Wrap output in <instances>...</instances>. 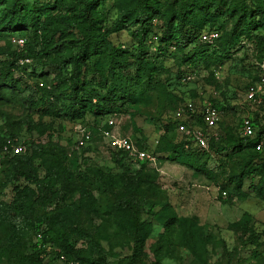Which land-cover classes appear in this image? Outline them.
<instances>
[{"label": "trees", "instance_id": "trees-1", "mask_svg": "<svg viewBox=\"0 0 264 264\" xmlns=\"http://www.w3.org/2000/svg\"><path fill=\"white\" fill-rule=\"evenodd\" d=\"M62 2L63 0H55L54 3L51 0H0V6H4L0 13V40L6 39L14 31L25 33L27 38L25 45L16 49L0 46V87L11 92H24L28 89L31 84L29 80L17 74L26 67V59L42 62L43 58H48L45 66L50 65L51 60L58 68L63 65L70 66L69 76L65 81L69 82L67 96L57 99L54 97V87L62 80L59 79L60 76L56 77L57 84L53 86L51 82L52 85L48 87L47 82L40 79L44 76L40 75L34 81V95L31 94L27 99L32 110L28 129L36 130L40 134L49 132L48 147L34 144L30 152L14 155L3 153L5 140L19 137L13 129L16 122L0 108V118L7 122V128L0 130V155L7 158L3 184L13 185L14 190L10 201H0V224L9 229L5 252L7 245L12 249L19 243L23 231L35 230L30 254L20 255L21 260L29 264H42L44 256L50 253L63 264H105V255L101 251L98 257H92L84 247L77 245V238H83L87 233L67 224L69 207L60 204L62 190L56 186L59 181L68 177L66 160L70 162L71 176L74 179L83 183L94 179L101 191H110L117 186L136 189L145 184L147 177L157 170L147 160L140 163L141 168L133 171V162L128 154L110 148L111 161L124 168L122 173L116 175L89 162L92 153H96L98 149L94 142L102 139L101 129L107 127L103 125L105 117L117 116L122 112L117 105L118 101L134 105L149 104L153 94L158 93L168 96L171 104L174 101V111L183 103L178 102L179 99L169 90V83L159 76L158 58L151 57L147 51L146 42L154 31V18L163 20L164 36L161 37V44L166 47L157 49V54L161 56L167 53L174 58L177 79L182 81L184 77L192 74L194 68L202 64L210 71V80L216 81V72L229 59L230 46L235 37H242L253 28L264 27V0H244L239 9H231V5L228 7V0H174L168 5H164L161 0H120V13L115 22V30L129 25L136 26L132 31L134 45L126 49L111 45L109 31L105 33L101 29L98 7L103 3L102 0L74 2L69 6V13L66 15L55 13L57 5ZM226 15H237L230 30H227V21L221 19ZM208 29L220 32V36L213 43L200 40L203 31ZM58 32L62 33L63 38L60 43L56 41ZM67 32H71L72 36L64 39ZM256 39L260 43L259 51L263 52L264 33L256 35ZM53 53L57 55V59L50 58ZM262 61L264 57L255 64L254 74L245 82L243 89L256 82L263 74L260 67ZM88 64L91 65L90 72L85 70ZM55 99L61 101L60 106ZM190 99L203 100L198 96ZM209 101L222 114V102L216 98ZM33 113L40 114L37 122L32 117ZM52 114L63 115L71 121H85L90 115L93 120L92 123L88 122V126L93 133L92 144L80 147V151H76L69 158L65 149L53 143L52 128L42 120L43 115ZM262 118V114L255 110L257 136L254 138L241 135L240 119L236 138L222 117L218 136L212 137L209 150L205 151L187 149L179 131L182 137L168 138L167 134L178 128L174 118L168 120L165 133L154 149H150L140 137H130L140 149H148L157 154L158 160L167 153L164 157L173 156L177 162L208 176L214 173L208 167L212 151L233 158L243 151L252 150L253 153L244 158V168L236 182V188L241 189L245 175L258 173L264 176V150L258 151L255 148L257 140L264 135ZM252 186L264 198V179L258 185ZM90 197V190L82 187L80 198L74 203L79 212L94 210L89 203ZM48 202L55 203L54 208L48 210ZM144 203L146 201L143 198H118L104 207V213L113 220L116 233L132 231L137 242H144L149 237L152 226L150 220L141 216ZM40 208H44V211L39 212ZM151 208L149 215L155 216L153 207ZM194 225L188 218H171L167 221L166 228L167 231L175 230L179 234H185Z\"/></svg>", "mask_w": 264, "mask_h": 264}, {"label": "rangeland", "instance_id": "rangeland-1", "mask_svg": "<svg viewBox=\"0 0 264 264\" xmlns=\"http://www.w3.org/2000/svg\"><path fill=\"white\" fill-rule=\"evenodd\" d=\"M45 1V0H41ZM52 3L55 0H51ZM79 0H63L57 5L56 12L61 15L69 13V6ZM168 5L174 0H161ZM98 7L100 25L103 32L109 31L111 45L116 48H132L134 45L132 31L135 25L124 26L115 30V22L120 13V0H102ZM244 0H228V7L239 9ZM4 6H0V13ZM237 12V11H236ZM227 30L234 26L237 15L223 16ZM154 31L148 36L146 46L151 57L158 58L159 76L169 83V90L178 98V102H184L191 97H200L203 100L218 99L224 105L222 117L238 137L239 120L246 114H254L255 109L244 101V84L254 74L257 61L264 57V51L258 49L259 41L256 35L264 33V27L253 28L249 33L240 37L237 35L230 46V57L220 67L216 74L217 80H210V71L202 64L192 70V78L186 81L178 80L176 76L177 65L171 55L165 53L158 55L157 49L166 48L161 44L164 36L163 20L155 17L153 20ZM239 32V31H238ZM71 32H67L64 39L70 38ZM15 37L26 38L23 32H12L6 39L0 40V46L16 49L12 39ZM62 33L56 34V41L60 43ZM11 44H10V42ZM27 40V38H26ZM194 44L190 47H193ZM164 47V48H163ZM169 48V47H168ZM171 48V47H170ZM173 48V47H172ZM2 55H0V59ZM57 59L56 54L50 56ZM49 61L43 58L42 62H24L26 67L19 71L18 76L23 75L29 80L30 86L24 92H11L7 88L0 87V108L4 110L11 120L16 122L13 129L17 133L27 151L30 152L35 145L48 147L50 144L49 132L40 134L36 130H29L30 115L32 110L27 102L31 94L36 91L35 82L38 76L43 75L48 87L58 83L57 75L61 82L54 87V97H64L69 93L70 66L63 65L60 68L53 64L44 65ZM91 65L85 70L90 72ZM35 73V74H34ZM92 74H89V76ZM55 82H53L54 80ZM52 82V83H51ZM149 104H131L118 101L119 109H122L117 118V131L121 135L140 137L154 149L165 133L168 120L174 116V101L170 103L168 96L154 93ZM55 102L60 106L59 100ZM199 100V99H198ZM172 106V107H171ZM262 122L264 123V113ZM34 121H38L40 114L32 115ZM42 120L51 126L53 143L65 149L68 157L80 151L76 143L80 136L78 125L89 127L92 123L89 115L85 121H71L63 115H43ZM7 128V122L0 118V130ZM168 138L182 137L176 128L172 129ZM97 152L92 153L90 164H97L112 174H120L124 168L110 159V148L102 139L94 142ZM253 153L252 150L243 151L233 158L225 157L215 151L211 152L208 167L213 170V175L208 176L191 167L183 165L164 153L157 162L155 173L147 177V182L141 187L133 189L125 186H117L110 191H101L95 180L83 183L71 176L72 168L69 160L65 163L68 177L57 183V188L62 190L61 205L69 207L67 224L72 228H81L87 236L77 238V245L84 247L92 257H98L102 252L105 255V264H264V198L260 197L252 184L258 185L264 179L261 174L245 175L241 189L236 188V182L244 168V158ZM7 158L0 155V201H10L13 194V185H4ZM222 163L224 166H222ZM152 167V166H151ZM141 168L140 163H133L132 170ZM149 169V167H146ZM87 187L91 197L89 203L94 210L79 212L74 205L80 198V190ZM255 187V186H254ZM143 198L146 203L142 205V218L151 221V232L144 242H137L133 232L116 233L114 222L107 218L104 207L108 203L115 202L118 198ZM55 202V201H54ZM53 202V203H54ZM55 203H47V209L54 208ZM155 216L149 215L152 209ZM40 208L39 212H43ZM171 218H188L195 223L188 228L185 234H179L175 230L167 231L166 223ZM9 229L0 224V264H29L21 260L20 255H28L34 243L35 230L27 229L22 232L19 243L14 248L6 249V238ZM101 251V252H100ZM42 264H63L55 255L44 256Z\"/></svg>", "mask_w": 264, "mask_h": 264}, {"label": "built area", "instance_id": "built-area-1", "mask_svg": "<svg viewBox=\"0 0 264 264\" xmlns=\"http://www.w3.org/2000/svg\"><path fill=\"white\" fill-rule=\"evenodd\" d=\"M219 36L220 32L218 30L208 29L203 31L200 40L202 42L213 43ZM12 41L16 46L22 47L26 43V38L15 37ZM26 61H30V59H26ZM260 67L264 71V61L260 63ZM191 78V75H187L183 80L186 81ZM40 84L43 85V82ZM244 101L250 107L260 113H264V72L256 82L251 83L244 90ZM173 118L177 122L178 131L183 135L185 147L187 149L205 151L209 150L212 137L218 136V126L222 120V114L209 100L194 101L186 99L177 106ZM117 124L116 115L105 117L103 125H107V127L101 129L104 143L109 148L126 152L128 158L133 163H141L147 160L151 165L156 167L159 161L158 155L148 149H140L130 136L119 134ZM77 129L80 133L76 143L77 147L91 145L93 133L90 128L79 124ZM240 132L244 137L254 138L257 136L254 114H246L241 117ZM255 148L258 151L264 150V135L257 140ZM2 151L5 154H22L27 152V147L18 138L10 137L5 140ZM70 264L78 263L71 262Z\"/></svg>", "mask_w": 264, "mask_h": 264}]
</instances>
